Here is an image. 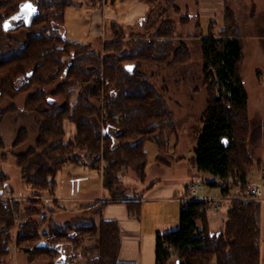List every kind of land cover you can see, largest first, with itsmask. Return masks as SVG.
Listing matches in <instances>:
<instances>
[{"label": "trees", "instance_id": "obj_1", "mask_svg": "<svg viewBox=\"0 0 264 264\" xmlns=\"http://www.w3.org/2000/svg\"><path fill=\"white\" fill-rule=\"evenodd\" d=\"M71 1L0 0V39L9 28L26 29L24 40H13L9 53L4 54L0 46V125L8 113L17 111L12 104L2 107L1 101L21 93L26 94L25 111L35 115L38 123L34 144L15 152L20 177L33 196L24 200L23 208L15 199H0V264H11L13 244L28 254L29 261L68 264L66 243L83 250L85 258L77 264H137L118 260L121 227L116 219L103 217L108 200L93 203L88 216L64 223L52 215L49 224L56 239L52 243L43 239L37 219L46 221L48 211L53 213L56 207L46 206L36 196L53 191L50 187L66 163L82 162L101 173V184L112 199L122 198L128 211L136 213L140 201L121 194L120 175L135 169L145 178L148 139L158 144L156 160L169 163L168 139L174 132L171 111L140 65L177 64L189 58L186 45H176L174 21L162 19L152 38L139 36L126 46L122 22L111 20L113 38L103 43L102 53L66 37L65 9ZM26 4L33 8L29 19L20 13ZM212 30L210 26L206 35H200L208 98L195 164L214 176L208 183L219 185L223 197H238L248 184L256 183L248 144L252 131L257 138L261 135V124H252L248 115L242 42L233 12L225 10L218 35ZM58 79L63 80L46 89ZM66 121L74 126L73 135H67ZM27 139V129L19 128L13 148L22 147ZM4 146L0 135V150ZM7 187L8 174L0 169V193ZM188 189L185 185L178 193L183 198L177 227L156 235L155 264H168L172 257L177 264H211L213 259L216 264H262L260 202L229 200L224 226L213 231L208 219L213 200L184 198ZM18 211L22 221L15 235ZM86 236L96 237L97 243L85 246Z\"/></svg>", "mask_w": 264, "mask_h": 264}, {"label": "rangeland", "instance_id": "obj_2", "mask_svg": "<svg viewBox=\"0 0 264 264\" xmlns=\"http://www.w3.org/2000/svg\"><path fill=\"white\" fill-rule=\"evenodd\" d=\"M226 9H230L235 16L237 35L242 42L241 74L249 96L248 115L252 124H262L261 135L257 138L252 131L248 144L254 160L252 180L259 184L258 164L264 163V120L262 119L264 104L261 102L263 87L258 80L260 71L261 77H264V0H157L154 3H148L145 0H72L66 7L63 26L66 37L71 41L88 43L90 48L96 51L103 53V43L113 38L111 20L122 22L123 40L125 45L129 46L133 38L139 36L146 39L152 38L155 28L165 18L175 23L173 37L176 45L183 43L189 50V58L182 63L140 65V69L146 74V80L153 83L166 100L174 122V132L168 139L169 164L156 160L159 152L158 144L153 139L146 140L144 142L148 156L146 176L142 179L135 169L124 171L120 175L121 194H148L153 190H170L171 188H176L181 194L185 185L194 184L198 190L193 198L213 200L214 203L215 200L223 197L219 185L208 183L210 177L214 179L211 173L202 172L203 177L194 173L199 172L195 164L194 150L201 134L203 126L201 118L208 98V86L203 80L200 35H206L210 26H212V32L218 35L223 28ZM135 13L137 14L134 16ZM25 35L24 26L7 29L5 36L0 39L3 53H9L12 41L22 42ZM62 80L58 79L46 86V89L55 88ZM25 98L26 94L21 93L15 98H3L1 101L2 107L12 104L17 107V111L8 113L0 125V135L5 142L4 148L0 150V169L8 174L9 185V189L4 188L0 193V199L7 200L10 195L11 199L16 198L20 208L24 207V200H29L33 195H31V187L20 177L15 152L33 145L38 134L35 115L24 109ZM58 100L63 102L62 98ZM21 127L27 129L28 139L22 147L13 148L12 143ZM65 127L67 135H73L72 123L66 121ZM263 167L264 165L259 166V170ZM55 180L54 187L52 188V185L50 187L53 191L43 192L36 197H39L46 206L51 204L56 207L53 213L48 211L49 218L53 215L54 220L61 223L79 216H88L89 207L98 201L93 197L102 195L101 173L82 162L66 163L58 171ZM202 195L210 196L201 198ZM53 200L57 203L54 204ZM259 202L260 258L261 263L264 264V199ZM228 205L229 201L225 199L217 210L213 211L211 208L208 211L211 230L217 231L224 226L223 219L226 217ZM18 215L17 217L22 221L21 211H18ZM46 221L37 219V222L42 224ZM18 230L17 220L15 235ZM54 242L56 241L52 243ZM92 244L91 246H94ZM65 245L64 254L68 264H77L80 260H84L82 249L74 248L69 243ZM12 248V257L9 259L11 264H47L39 260L29 261L26 252L18 249L14 244ZM175 260L176 258L172 257L168 264H177ZM211 264H216V260L213 259Z\"/></svg>", "mask_w": 264, "mask_h": 264}, {"label": "crops", "instance_id": "obj_3", "mask_svg": "<svg viewBox=\"0 0 264 264\" xmlns=\"http://www.w3.org/2000/svg\"><path fill=\"white\" fill-rule=\"evenodd\" d=\"M258 75V80L263 87L262 92L264 90V77H261V71ZM261 102L264 104V93L261 95ZM262 119L264 120V118ZM262 165L264 163L259 162L258 171L259 166ZM194 173L202 177L204 175L201 171ZM101 189L102 195L93 198L95 200L97 199L98 202L108 200L102 213L103 217L116 219L121 227V247L118 253V260L135 262L137 264H155L156 235L176 228L179 222L180 205L183 197L178 196V190L171 188L170 190H153L148 194H127L129 196L128 198L140 201L138 211L136 213H130L127 209L126 202L122 198L112 199L102 184ZM202 196L201 198H208L210 195ZM226 200L229 201L228 199ZM209 226L211 228L210 222ZM95 241L97 243L96 237H85L84 245L87 247L91 246V243L95 245Z\"/></svg>", "mask_w": 264, "mask_h": 264}, {"label": "built area", "instance_id": "obj_4", "mask_svg": "<svg viewBox=\"0 0 264 264\" xmlns=\"http://www.w3.org/2000/svg\"><path fill=\"white\" fill-rule=\"evenodd\" d=\"M198 187L194 184L189 185L188 192L184 198L191 199L193 198L194 194L197 192ZM10 196V195H9ZM8 196V199H11ZM31 198V197H30ZM234 198L242 199V200H257L261 201L264 199V167L260 169V183H252L248 184L245 192L238 197H221L218 200H215L213 203V210H216L220 207V203L225 200H231ZM7 199V200H8ZM16 199V198H14ZM19 216V215H18ZM18 223L20 224V218L17 217ZM41 233L43 235V239L48 242H53L55 240L54 233L50 229L49 224V213H47V221L45 224H41Z\"/></svg>", "mask_w": 264, "mask_h": 264}, {"label": "water", "instance_id": "obj_5", "mask_svg": "<svg viewBox=\"0 0 264 264\" xmlns=\"http://www.w3.org/2000/svg\"><path fill=\"white\" fill-rule=\"evenodd\" d=\"M32 10H33V8H23V9H21V12L20 13H24L23 14V17H25V15L28 17V19H29V17H30V15H31V13H28L29 11L30 12H32Z\"/></svg>", "mask_w": 264, "mask_h": 264}, {"label": "snow or ice", "instance_id": "obj_6", "mask_svg": "<svg viewBox=\"0 0 264 264\" xmlns=\"http://www.w3.org/2000/svg\"><path fill=\"white\" fill-rule=\"evenodd\" d=\"M30 7H31L30 5H27V4H26V5L22 6V9H23V8H30Z\"/></svg>", "mask_w": 264, "mask_h": 264}, {"label": "bare ground", "instance_id": "obj_7", "mask_svg": "<svg viewBox=\"0 0 264 264\" xmlns=\"http://www.w3.org/2000/svg\"><path fill=\"white\" fill-rule=\"evenodd\" d=\"M262 93H264V90L262 91Z\"/></svg>", "mask_w": 264, "mask_h": 264}]
</instances>
